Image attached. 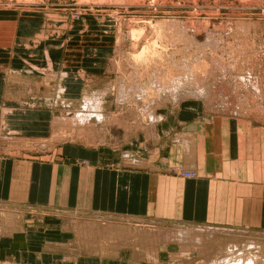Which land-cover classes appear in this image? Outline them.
<instances>
[{
    "label": "rangeland",
    "instance_id": "374dc122",
    "mask_svg": "<svg viewBox=\"0 0 264 264\" xmlns=\"http://www.w3.org/2000/svg\"><path fill=\"white\" fill-rule=\"evenodd\" d=\"M0 86V102L18 104L27 86L26 100L45 99L13 111L26 136L0 124L6 149L41 160L65 144L125 143L188 102L264 129V0H0ZM24 214L0 208V229ZM103 219L81 218L78 245L139 242L141 264H264L262 229Z\"/></svg>",
    "mask_w": 264,
    "mask_h": 264
},
{
    "label": "crops",
    "instance_id": "0c3cea01",
    "mask_svg": "<svg viewBox=\"0 0 264 264\" xmlns=\"http://www.w3.org/2000/svg\"><path fill=\"white\" fill-rule=\"evenodd\" d=\"M27 88H20L18 104L0 102V124L20 136L27 133L13 119L22 120V114L13 111L29 106L40 110L45 100L36 94V101L29 102ZM165 114L125 143L107 137L94 145L65 144L52 160L8 150L0 136V208L25 213L16 228L1 226L0 261L141 264L139 242L135 248L115 242L110 249L101 240L95 248L78 245L76 224L86 215L104 221L113 217L264 230L263 127L240 118L209 116L193 102ZM126 150L137 162L126 161ZM183 171L197 175L185 177ZM45 216H52L53 226L46 227Z\"/></svg>",
    "mask_w": 264,
    "mask_h": 264
},
{
    "label": "bare ground",
    "instance_id": "6f19581e",
    "mask_svg": "<svg viewBox=\"0 0 264 264\" xmlns=\"http://www.w3.org/2000/svg\"><path fill=\"white\" fill-rule=\"evenodd\" d=\"M139 57V56H138ZM100 95H102V93L100 92V93H97V94H95V97H87L86 98V107H88V108H96L97 107V105H99V97H100ZM96 115L97 116H101L100 114H98V112L96 113ZM186 231V230H185ZM184 231V232H185ZM191 231V230H190ZM170 232V231H169ZM181 235L182 236H184V234L183 233H181ZM198 235V234H197ZM176 237H178L177 235H176ZM162 238H167V233L166 232H163L162 233ZM179 239V238H178ZM177 239V240H178ZM182 239H184V237H182ZM176 240V239H175ZM181 240V239H180ZM173 241V240H172ZM174 242V241H173ZM178 242H179V240H178ZM169 243H171L170 241H169ZM182 250V249H181ZM227 259V258H226ZM250 259H252V258H250ZM249 259V260H250ZM231 260V259H230ZM234 260V259H233ZM240 260V259H239ZM227 261V260H226ZM225 261V262H226ZM237 261V260H236ZM225 262H222L223 264H225ZM221 263V262H220ZM221 263V264H222ZM245 263V262H244ZM243 263V264H244ZM228 264H239V262H235V261H233V262H229ZM242 264V263H241Z\"/></svg>",
    "mask_w": 264,
    "mask_h": 264
}]
</instances>
